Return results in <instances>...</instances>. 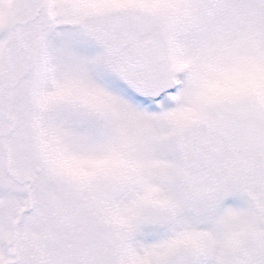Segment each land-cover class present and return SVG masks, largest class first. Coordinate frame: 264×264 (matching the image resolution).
I'll use <instances>...</instances> for the list:
<instances>
[{
  "label": "rangeland",
  "instance_id": "obj_1",
  "mask_svg": "<svg viewBox=\"0 0 264 264\" xmlns=\"http://www.w3.org/2000/svg\"><path fill=\"white\" fill-rule=\"evenodd\" d=\"M0 264H264V0H0Z\"/></svg>",
  "mask_w": 264,
  "mask_h": 264
},
{
  "label": "water",
  "instance_id": "obj_2",
  "mask_svg": "<svg viewBox=\"0 0 264 264\" xmlns=\"http://www.w3.org/2000/svg\"><path fill=\"white\" fill-rule=\"evenodd\" d=\"M120 76L139 96L158 99L175 87L166 44L147 37L123 51L117 61Z\"/></svg>",
  "mask_w": 264,
  "mask_h": 264
},
{
  "label": "flooded vegetation",
  "instance_id": "obj_3",
  "mask_svg": "<svg viewBox=\"0 0 264 264\" xmlns=\"http://www.w3.org/2000/svg\"><path fill=\"white\" fill-rule=\"evenodd\" d=\"M200 155V154H199Z\"/></svg>",
  "mask_w": 264,
  "mask_h": 264
}]
</instances>
